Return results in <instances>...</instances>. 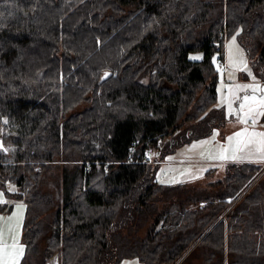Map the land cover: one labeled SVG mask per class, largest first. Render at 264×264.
I'll use <instances>...</instances> for the list:
<instances>
[{"label": "trees", "instance_id": "1", "mask_svg": "<svg viewBox=\"0 0 264 264\" xmlns=\"http://www.w3.org/2000/svg\"><path fill=\"white\" fill-rule=\"evenodd\" d=\"M224 30L264 81V0H0V187L26 204L17 264H264L260 162L196 185L144 161L227 120Z\"/></svg>", "mask_w": 264, "mask_h": 264}, {"label": "rangeland", "instance_id": "2", "mask_svg": "<svg viewBox=\"0 0 264 264\" xmlns=\"http://www.w3.org/2000/svg\"><path fill=\"white\" fill-rule=\"evenodd\" d=\"M224 45L225 68H218L222 59H219L216 55L214 62L218 68L217 103L225 108L227 120L223 125L216 127L211 135L188 142L161 160L157 159L155 150H147L144 161L158 163L157 178L160 182L166 184L188 182L203 185L208 181L223 177L231 162L241 161L260 162L263 165V170H260L258 179L264 178V152L257 151V146L254 144L248 147H244L243 144L238 146L237 144V140H247V134L244 137L228 140L229 137H234L235 133L241 132L245 128H247L249 134L252 132L264 133V115H257L255 112L250 113L249 116L244 117L248 120V123L245 124L241 122L242 113L239 109V105L243 103L242 97L245 95H255L257 99L264 95L259 91L254 93L252 87L241 90L243 86L258 85L264 87V82L254 73L245 49L236 35L229 36ZM190 56L201 58L202 53L192 52ZM229 104H231V108H229ZM249 106L257 108V105L250 102L249 105L245 106V112L248 111ZM257 111H264V109L258 108ZM252 119H255V124L252 123ZM1 148H4V144L0 139ZM256 182L253 184H256ZM12 189H14V186L10 183L7 184L6 188L0 187V193H3L2 199L6 201L0 202V204L12 202L10 209H0V218H3L0 223L6 221L13 226L14 234L18 238V246L23 247V254L18 257L17 264L22 261L26 250L22 234L26 204L21 200L13 201L7 197V190L11 191ZM9 217H12L10 221L7 219ZM5 239L9 245L12 243L11 236L7 233H5ZM57 256L59 258L58 254H54L47 264H56ZM0 257H2V254H0ZM8 264H13V261L9 259ZM120 264L145 263L138 257H130L123 259Z\"/></svg>", "mask_w": 264, "mask_h": 264}, {"label": "snow or ice", "instance_id": "3", "mask_svg": "<svg viewBox=\"0 0 264 264\" xmlns=\"http://www.w3.org/2000/svg\"><path fill=\"white\" fill-rule=\"evenodd\" d=\"M192 59H200V57H193ZM248 87H252V91L255 93L257 91L264 93V87H260L258 85L256 86H248L245 85L241 90H246ZM243 103L239 105L240 112L242 113L240 119L242 123L247 124L248 120L244 117L249 116L250 113L255 112L257 115H264V111H257V109H264V95H261L259 99L255 95L253 96H247L245 95L242 97ZM257 105V108H253L251 106L248 107V111L245 112V106L249 105V103ZM229 108H231V104H229ZM255 119H252V123L255 124ZM247 134V140L241 141L237 140L238 146L240 144H243L244 147H248L249 145H256L257 151L264 152V133H248L247 128H245L243 131L235 133L234 137H229L228 140L231 141L234 138H240L244 137ZM258 138V139H257ZM6 151V149H5ZM14 191V189H12ZM3 193H0V202H6L3 201ZM19 207V206H18ZM9 221L12 219V217L7 218ZM0 221H3V218H0ZM5 233H7L9 236H11L12 243L9 245L7 240L5 239ZM0 254H2V257H0V264H8L9 259L13 261V264H16V261L18 260V257L23 254V247L18 246V238L17 235L14 234V228L11 224L4 221L3 223H0Z\"/></svg>", "mask_w": 264, "mask_h": 264}, {"label": "built area", "instance_id": "4", "mask_svg": "<svg viewBox=\"0 0 264 264\" xmlns=\"http://www.w3.org/2000/svg\"><path fill=\"white\" fill-rule=\"evenodd\" d=\"M220 37H221L222 39H224V41L226 40V31H225V30L221 33ZM218 68H219V69H224V68H225V62H224V60H222V61L219 63ZM263 82H264V81H263ZM134 150H135V149L132 148V152H134Z\"/></svg>", "mask_w": 264, "mask_h": 264}, {"label": "water", "instance_id": "5", "mask_svg": "<svg viewBox=\"0 0 264 264\" xmlns=\"http://www.w3.org/2000/svg\"><path fill=\"white\" fill-rule=\"evenodd\" d=\"M56 262H57V264H59V258H58V256L56 257Z\"/></svg>", "mask_w": 264, "mask_h": 264}, {"label": "crops", "instance_id": "6", "mask_svg": "<svg viewBox=\"0 0 264 264\" xmlns=\"http://www.w3.org/2000/svg\"><path fill=\"white\" fill-rule=\"evenodd\" d=\"M203 138H205V137H203ZM200 139V138H199ZM196 140V139H195ZM193 141V140H192ZM243 162V161H242ZM57 264V263H56Z\"/></svg>", "mask_w": 264, "mask_h": 264}]
</instances>
